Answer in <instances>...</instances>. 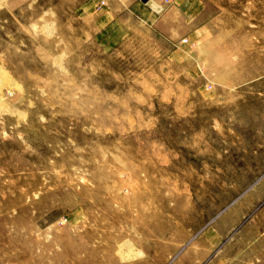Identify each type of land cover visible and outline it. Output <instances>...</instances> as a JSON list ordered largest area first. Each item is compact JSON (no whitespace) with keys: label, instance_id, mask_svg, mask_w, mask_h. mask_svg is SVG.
Here are the masks:
<instances>
[{"label":"rangeland","instance_id":"obj_1","mask_svg":"<svg viewBox=\"0 0 264 264\" xmlns=\"http://www.w3.org/2000/svg\"><path fill=\"white\" fill-rule=\"evenodd\" d=\"M0 264H264V0H0Z\"/></svg>","mask_w":264,"mask_h":264},{"label":"built area","instance_id":"obj_2","mask_svg":"<svg viewBox=\"0 0 264 264\" xmlns=\"http://www.w3.org/2000/svg\"><path fill=\"white\" fill-rule=\"evenodd\" d=\"M167 2L171 1V0H166Z\"/></svg>","mask_w":264,"mask_h":264},{"label":"water","instance_id":"obj_3","mask_svg":"<svg viewBox=\"0 0 264 264\" xmlns=\"http://www.w3.org/2000/svg\"><path fill=\"white\" fill-rule=\"evenodd\" d=\"M143 1H145V0H143Z\"/></svg>","mask_w":264,"mask_h":264}]
</instances>
